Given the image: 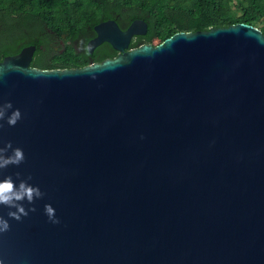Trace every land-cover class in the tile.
Listing matches in <instances>:
<instances>
[{"label": "water", "instance_id": "1", "mask_svg": "<svg viewBox=\"0 0 264 264\" xmlns=\"http://www.w3.org/2000/svg\"><path fill=\"white\" fill-rule=\"evenodd\" d=\"M119 54L80 69L0 63V121L45 193L0 235L4 264H264V34L240 23L129 51L148 25L95 27ZM143 137V138H142ZM17 186L19 181H15ZM51 204L60 224L49 222ZM9 209L0 205L8 219Z\"/></svg>", "mask_w": 264, "mask_h": 264}, {"label": "trees", "instance_id": "2", "mask_svg": "<svg viewBox=\"0 0 264 264\" xmlns=\"http://www.w3.org/2000/svg\"><path fill=\"white\" fill-rule=\"evenodd\" d=\"M109 20L123 30L137 20L148 25L129 51L178 33L240 23L264 34V0H0V63L29 46L36 47L31 67L40 70L80 69L115 59L119 53L108 43L93 54L88 50L95 27Z\"/></svg>", "mask_w": 264, "mask_h": 264}, {"label": "clouds", "instance_id": "3", "mask_svg": "<svg viewBox=\"0 0 264 264\" xmlns=\"http://www.w3.org/2000/svg\"><path fill=\"white\" fill-rule=\"evenodd\" d=\"M12 109L13 104L11 102L0 103V121L6 119L10 127H15L23 117L19 109L11 111V115H8L9 111ZM3 127V123H0V130H2ZM25 160L26 157L23 149L20 147L14 148L12 142L9 141L5 146L0 147V172L7 169L9 166L18 167L23 164ZM16 180L19 181L18 186L15 182ZM31 180V176L24 179L19 172L15 174V180L12 175H8L0 180V205L6 206L9 209H15V211L10 210L7 213L8 219L0 215V235L11 230V224L9 223L10 219L21 222L22 218H26L30 213H35L37 211L35 206L26 209L23 203L27 201L28 204L34 205L36 200L43 199L45 196V193L41 191L39 186H33L29 183ZM44 211L50 223L56 225L61 223L51 204H46L44 206ZM0 264H4L3 259H0Z\"/></svg>", "mask_w": 264, "mask_h": 264}, {"label": "flooded vegetation", "instance_id": "4", "mask_svg": "<svg viewBox=\"0 0 264 264\" xmlns=\"http://www.w3.org/2000/svg\"><path fill=\"white\" fill-rule=\"evenodd\" d=\"M75 46L78 47V46H79L78 43H75ZM82 46H83V45H82ZM82 46H81V47H82Z\"/></svg>", "mask_w": 264, "mask_h": 264}]
</instances>
